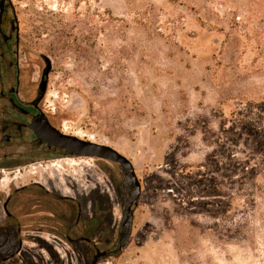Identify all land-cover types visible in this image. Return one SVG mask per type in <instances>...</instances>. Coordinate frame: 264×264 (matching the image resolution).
I'll return each instance as SVG.
<instances>
[{"label":"rangeland","instance_id":"374dc122","mask_svg":"<svg viewBox=\"0 0 264 264\" xmlns=\"http://www.w3.org/2000/svg\"><path fill=\"white\" fill-rule=\"evenodd\" d=\"M8 16L23 88L34 73L39 92L52 61L41 102L51 123L124 155L141 182L128 242L98 245L111 253L98 264H264V0H11ZM58 165H37L35 179L59 187L52 176L65 174L119 236L126 172ZM62 247L65 264L95 254L29 243L7 264H61Z\"/></svg>","mask_w":264,"mask_h":264},{"label":"flooded vegetation","instance_id":"af4514ba","mask_svg":"<svg viewBox=\"0 0 264 264\" xmlns=\"http://www.w3.org/2000/svg\"><path fill=\"white\" fill-rule=\"evenodd\" d=\"M10 2L0 0V264L18 260L29 243L93 246L91 264H98L111 254L98 245L123 242L113 231V223L106 221L107 215L102 216L101 205H83L76 190L65 189L61 172L52 176L59 187H45L35 179L37 165L50 164L65 171L58 162L85 157L71 156L60 145L39 140L32 128L38 120L51 121L41 103L35 104L39 92L34 73L23 88L27 73L21 69L19 24L8 16ZM5 181L8 184L2 188ZM61 250L58 260L65 264V248Z\"/></svg>","mask_w":264,"mask_h":264},{"label":"water","instance_id":"95a60500","mask_svg":"<svg viewBox=\"0 0 264 264\" xmlns=\"http://www.w3.org/2000/svg\"><path fill=\"white\" fill-rule=\"evenodd\" d=\"M3 14V10L0 8V20ZM15 27V24H13ZM19 32V27H17ZM45 69L43 70L41 83L39 86V95L35 101V104H40L47 93L49 76L53 69L52 61L48 57L44 59ZM32 128L36 132L39 140L46 141L48 143L60 145L71 156L85 157L90 159H100L119 165L130 178L133 189L131 196L126 204L125 211L123 213L122 226H126L133 216V207L137 204L142 194L141 182L137 176L133 163L124 155L120 154L111 147L97 144L91 141L82 140L75 136L64 135L55 129L48 121L34 122ZM98 256L95 257L94 261Z\"/></svg>","mask_w":264,"mask_h":264},{"label":"trees","instance_id":"16d2710c","mask_svg":"<svg viewBox=\"0 0 264 264\" xmlns=\"http://www.w3.org/2000/svg\"><path fill=\"white\" fill-rule=\"evenodd\" d=\"M129 236L130 234L127 227H121L119 230V238H122L123 242L122 244H119V246L122 247L123 245H125L129 240Z\"/></svg>","mask_w":264,"mask_h":264}]
</instances>
